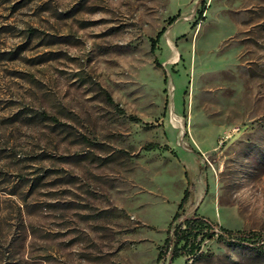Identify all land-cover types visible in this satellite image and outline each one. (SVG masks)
Segmentation results:
<instances>
[{
  "label": "rangeland",
  "instance_id": "rangeland-1",
  "mask_svg": "<svg viewBox=\"0 0 264 264\" xmlns=\"http://www.w3.org/2000/svg\"><path fill=\"white\" fill-rule=\"evenodd\" d=\"M187 188L255 235L174 264H264V0H0V264H158Z\"/></svg>",
  "mask_w": 264,
  "mask_h": 264
},
{
  "label": "trees",
  "instance_id": "trees-1",
  "mask_svg": "<svg viewBox=\"0 0 264 264\" xmlns=\"http://www.w3.org/2000/svg\"><path fill=\"white\" fill-rule=\"evenodd\" d=\"M179 15L168 20L173 23ZM166 30L164 27L152 41V50L156 48V44ZM111 98V97H110ZM111 101L112 98H111ZM190 198V189L184 192L177 210L169 224L167 236L159 248L157 263L158 264H174V261L183 256L192 257L201 250L202 244L206 239H212L216 236L225 234L231 241H237V237L250 239L254 237L251 231H235L222 226L217 221L198 213L186 212V205Z\"/></svg>",
  "mask_w": 264,
  "mask_h": 264
}]
</instances>
